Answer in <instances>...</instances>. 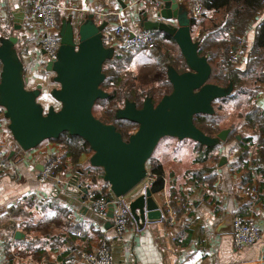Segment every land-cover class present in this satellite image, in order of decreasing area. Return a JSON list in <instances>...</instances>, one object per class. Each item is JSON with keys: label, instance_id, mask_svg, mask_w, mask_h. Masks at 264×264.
I'll use <instances>...</instances> for the list:
<instances>
[{"label": "crops", "instance_id": "crops-1", "mask_svg": "<svg viewBox=\"0 0 264 264\" xmlns=\"http://www.w3.org/2000/svg\"><path fill=\"white\" fill-rule=\"evenodd\" d=\"M47 1L58 7L57 20L61 23L72 18L73 13V18L87 19L93 15L97 25L107 22L105 43L108 48H114L115 53L119 50L112 33L119 23L142 30L139 16L153 10L141 0ZM195 1L176 0L189 12ZM32 3L33 0H0V27L8 33L7 36L0 34V39L2 36L19 37L15 48L24 66L27 89L42 86L39 102L46 109L49 106L59 109L58 102L49 98V93L59 85L54 82L55 75L47 71L48 63H45V53L40 46L42 27L32 15ZM207 17L220 19L222 16L211 11ZM20 18H23L22 30L16 32L14 27ZM263 20L264 12H261L242 39L239 62L235 65L241 71L247 69L257 27ZM198 28L192 27L193 38L198 37ZM159 35L158 39L160 37L170 47L176 46ZM136 53L133 55H140V51ZM260 85L256 106L264 111V79ZM239 121L241 125L245 123L241 118ZM238 123L225 128L230 130L228 127ZM8 125L7 119L0 122V150L9 162L8 170L0 176V264H84L82 254L95 251L104 240L110 243L113 264H264V167L258 169L251 163L258 148V131L246 127L244 136L237 135L236 141L222 143L211 152L205 164L198 162L201 153L196 142L168 138L148 164L150 174V163L161 165L164 171L165 187L153 194L163 219L143 230L131 220L123 235L117 236L112 220L99 216L90 208V200L96 193L105 191L113 198L103 180V170L95 171L90 165L92 150L74 160L64 145L48 140L33 150L24 151L14 140ZM243 137H252L248 167L239 164L233 168L237 145ZM51 158H60L63 165L58 168L54 180L42 184L39 175ZM224 159L226 162L222 163ZM202 170L200 179L193 181V174ZM78 172L82 174L75 179ZM145 183L135 188L128 199L143 193ZM251 187L256 188V193L245 195ZM85 189L87 193L82 192ZM172 193L183 203L177 199L173 203ZM79 198L83 199L82 205ZM77 205L106 218L111 227L95 222ZM169 211L176 215L172 226L169 225ZM228 216L256 220L262 230L261 241L235 249L233 235L217 233ZM17 233L21 234L19 238H16Z\"/></svg>", "mask_w": 264, "mask_h": 264}, {"label": "water", "instance_id": "water-1", "mask_svg": "<svg viewBox=\"0 0 264 264\" xmlns=\"http://www.w3.org/2000/svg\"><path fill=\"white\" fill-rule=\"evenodd\" d=\"M159 10L144 12L139 16L144 31L172 38L184 60L186 71L179 72L175 66H167V78L171 93L162 97L158 104L146 96L141 107L129 100L118 109L115 118L137 125L136 132L125 141L114 124H105L94 115L97 101L108 99L110 94L102 89L106 79L104 65L115 55L108 48L104 32L107 22L97 25L94 16L68 18L60 27L61 45L57 60L49 62L47 71L55 75L59 85L50 92V98L60 104L45 108L39 102L42 86L27 89L24 66L15 46L17 35L0 39V107L5 110L8 128L14 140L24 151H30L43 142L57 140L68 133L83 139L93 152L90 165L103 170V180L113 196H128L148 176V164L163 138L192 140L206 147L225 143L230 134L224 129L215 137L206 135L195 125V118L213 115V103L231 96L234 86L221 87L210 82L213 67L206 56L199 55L200 42L192 35L190 12L179 6L176 0H161ZM22 20L14 29L22 30ZM226 160H222V163ZM78 172L75 179L80 177ZM86 192L87 190H83ZM90 202H95L92 198ZM109 210L106 218L114 217L112 199H107ZM82 205L83 199L79 198ZM76 206L99 224H111L92 210ZM132 221L139 230L153 227L163 219L162 210L156 204L150 188L130 201ZM219 235L234 234V218L228 216L218 228ZM21 236L16 234V238Z\"/></svg>", "mask_w": 264, "mask_h": 264}, {"label": "trees", "instance_id": "trees-1", "mask_svg": "<svg viewBox=\"0 0 264 264\" xmlns=\"http://www.w3.org/2000/svg\"><path fill=\"white\" fill-rule=\"evenodd\" d=\"M204 9V13L200 22H197L194 19L192 20V27L198 28V37H195L194 40L200 42L199 55L206 56L209 60V63L213 67V72L211 75L210 82L221 87H227L230 83L233 84L234 90L237 94L244 93L247 95V105L251 106L250 110L241 112V119L245 121L242 125L238 123L237 125H231L230 134L227 138V143L233 140L236 141L237 135H243V130L246 127H250L253 130H256L260 133V138L258 141V148L256 152L255 159L251 162L256 165L258 169L264 167V111L260 110L256 106V96L259 93L260 88L254 91L249 90L244 86V81L249 78L252 74H255L256 68L260 69V77H257L259 83L264 79V20L257 27L256 38L251 49L250 54L247 58V69L241 71L237 69L235 64L232 62L233 55L237 52L239 48L242 47V39L246 36L247 30L251 22L256 19L261 12H264V0H200ZM213 11L214 14H220L222 17L218 18H208L207 13ZM58 21L59 28L61 27V22ZM0 30L3 31L5 36L7 30H3L0 27ZM158 34H155L156 41H158ZM167 40L172 41V38L165 36ZM131 53V52H130ZM174 50H168L166 56L163 59L159 60L160 65L170 64L177 68L179 72L186 71V66L182 56L179 53V56L172 55ZM131 56V54H130ZM129 56V57H130ZM125 58L124 54L115 53L114 57L111 60L106 61L104 65V73L106 79L102 84V89L108 92L109 89L112 90L109 94V98L105 100L97 101L96 105L101 103L112 104L117 101H122L123 104L126 100L135 102L139 107L142 106L146 96H151L153 102L158 104L159 101L165 95L171 93L172 87L168 80L164 81L165 85H169L170 88L165 91L154 93L153 91L148 92H129L125 94L120 100L119 91H123L124 82L126 81L124 76L121 75V69L124 67V63L130 59ZM126 60V61H125ZM125 61V62H124ZM183 61V62H182ZM165 70V66H163ZM234 92V93H235ZM235 97L234 95L228 96L227 98L216 100L213 103L215 108V113L211 116L201 115L195 118V125L203 131L206 135L215 137L222 130L226 129V126L222 125V121L227 119H221L220 111L223 108L225 100H231ZM248 106V107H249ZM117 111V110H116ZM116 111L106 110V117H97L100 121L105 124H114L117 127V130L123 135L125 141L128 140L129 136L135 131L137 125L129 121H120L115 118ZM95 115V114H94ZM239 118V119H240ZM241 126L240 130L239 127ZM243 126V127H242ZM64 145L67 149L68 155L76 160L81 154L87 153L90 151L89 145L81 138L77 136H71L68 133L62 134L57 140H51ZM225 142V143H226ZM252 143V137H243L237 145V152L235 156V162L232 164V167L236 165L243 164L245 168L248 167V155L250 152V145ZM222 143L214 147H206L197 143V148L201 153V156L198 158V162L205 164L209 160L211 152L216 150ZM95 171L100 170V168H93ZM58 168L56 169V171ZM151 174L155 176L153 184L151 186V192L153 194L162 191L165 187V178L164 171L161 165L151 164L150 163ZM203 172H196L193 174L192 178L194 180H199L200 175ZM103 176V175H102ZM94 199H109V194L105 191L101 193H96L93 196ZM175 193L171 194V200L175 203L176 200ZM178 211V210H177ZM183 211V209H182ZM181 211V212H182ZM166 222V221H165ZM167 223V222H166Z\"/></svg>", "mask_w": 264, "mask_h": 264}, {"label": "built area", "instance_id": "built-area-1", "mask_svg": "<svg viewBox=\"0 0 264 264\" xmlns=\"http://www.w3.org/2000/svg\"><path fill=\"white\" fill-rule=\"evenodd\" d=\"M141 3L148 5L153 10H159L161 0H141ZM58 7L47 0H33L32 15L36 18L42 27V38L40 46L45 53V63L55 62L57 60L58 50L61 45L60 28L57 21ZM204 13L203 6L200 0H196L190 12L191 19L199 22ZM74 16V13L72 17ZM116 39V49L122 52H132L137 50H147L153 52L156 50L155 33L144 30H133L130 27L119 23L117 28L112 33ZM240 51L232 57L233 64L239 62ZM6 119L5 110L0 107V122ZM63 165L60 158H51L48 160L43 170L39 175V182L44 184L54 180L56 176V169ZM9 162L2 150H0V176L8 170ZM155 176L148 172L147 178L144 180L145 188H151ZM143 184V183H142ZM110 189V188H109ZM256 188L251 187L246 190L245 195L251 196L256 193ZM130 199L127 196H113L112 204L114 205V217L112 224L117 236H122L127 230L129 223L132 220L130 212ZM177 201L182 204L179 198ZM90 208L99 216L106 217L109 204L105 199H95V202H90ZM176 222V215L174 211H169V225L172 226ZM262 239V230L259 224L254 219H247L244 217L234 218V234L233 246L235 249H240L245 246H253L259 243ZM82 262L84 264H113V256L110 243L104 240L100 243L98 248L89 253L82 254Z\"/></svg>", "mask_w": 264, "mask_h": 264}, {"label": "rangeland", "instance_id": "rangeland-1", "mask_svg": "<svg viewBox=\"0 0 264 264\" xmlns=\"http://www.w3.org/2000/svg\"><path fill=\"white\" fill-rule=\"evenodd\" d=\"M0 34L3 35L2 30H0ZM1 38H5V37L2 36ZM159 39L160 40L156 41L157 47H156V50L153 52H150L147 50H137V51H132L131 53L130 52H125V53L117 52V54H121V53L124 54L125 58H128L131 54V56L129 57L130 62H129V60L128 61L125 60L126 62L124 61L125 62L124 67H122V69L120 71V72H122L121 75L123 74L122 76H124V78L126 80L124 82L125 85H124L123 91H119V93L121 95L120 100L122 99V97L125 94H127L129 92L135 93V90L137 92L153 91L154 93H158L161 91L168 90L170 88L169 85H165V83H164V81L168 80V78H167V66L170 64L163 65V66H165V70H163V66L159 64V60L163 59L166 56V52L168 50H174V53H172V55L176 56L179 49L177 46H174V47L171 46L170 47V45L161 41L160 37H159ZM139 51H140L139 54L142 56H140L139 54H138L139 56H137V57L133 55V54L137 55L136 52H139ZM179 53H180V51H179ZM179 53L177 56H179ZM160 55H162L163 57ZM133 59H137L138 62L133 60ZM260 75H261L260 69L258 67V68H256L255 74H252L249 78H247L244 81V83H243L244 86L249 88V90H251V91H254L256 89L258 90L261 87V85H260L257 77H260ZM56 86L58 87V85H56ZM112 90H114V89H109L108 93H110ZM234 92H235V90L233 91V93ZM49 98H50V96H49ZM50 99H52V98H50ZM39 100H41V99H39ZM122 101L124 102V99H122ZM122 101H119V102L117 101L116 103H112V104L101 103L99 105H96L94 108L95 116L104 118V117H106L105 116L106 110L116 111L118 109L123 108L125 103L123 104ZM225 101L226 102L223 104V108L220 111V114L218 115V116H220L221 119H227L228 120V121H222L223 126H228L234 122H235V124L240 122L239 118L241 117L240 115H241L242 110L245 113V111L251 109V106L247 105V95L244 93L237 94L235 92L234 98H232L231 100H225ZM57 104L60 107V104L59 103H57ZM136 130H137V128L135 129L134 132H136ZM168 138H170V137L163 138L160 141V143L158 144L157 148L155 149L151 159L155 157L159 148L165 144V142L168 140Z\"/></svg>", "mask_w": 264, "mask_h": 264}, {"label": "flooded vegetation", "instance_id": "flooded-vegetation-1", "mask_svg": "<svg viewBox=\"0 0 264 264\" xmlns=\"http://www.w3.org/2000/svg\"><path fill=\"white\" fill-rule=\"evenodd\" d=\"M177 69V68H176Z\"/></svg>", "mask_w": 264, "mask_h": 264}]
</instances>
